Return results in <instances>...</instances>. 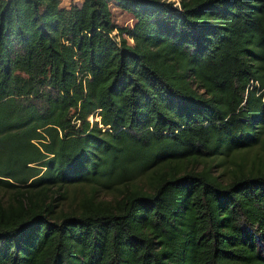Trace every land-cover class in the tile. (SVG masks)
Segmentation results:
<instances>
[{
  "label": "trees",
  "instance_id": "1",
  "mask_svg": "<svg viewBox=\"0 0 264 264\" xmlns=\"http://www.w3.org/2000/svg\"><path fill=\"white\" fill-rule=\"evenodd\" d=\"M262 152L264 0H0V264H264Z\"/></svg>",
  "mask_w": 264,
  "mask_h": 264
},
{
  "label": "rangeland",
  "instance_id": "2",
  "mask_svg": "<svg viewBox=\"0 0 264 264\" xmlns=\"http://www.w3.org/2000/svg\"><path fill=\"white\" fill-rule=\"evenodd\" d=\"M79 0H61V3L63 5H68L71 2H77ZM110 10H111V18L113 20V22H115V24L119 25V26H123V25H130L132 22V18L130 17V15L119 9L118 7L114 6L113 3H110ZM88 120H93V119H97L98 116L94 114H89L87 116ZM257 148V153L261 152L262 150L256 146ZM254 150H256L254 148ZM253 153V150L251 149L249 151V156ZM264 152H262L263 154ZM203 163L202 162H198L195 165L194 169H200L202 167ZM206 165H209V171L211 174H217L218 177L220 179H224L226 177V171H223V164L219 163L218 157L217 156H210L206 159ZM8 189V188H7ZM81 192V188L78 185H73L72 187H68V189L65 191V195L64 198L60 199V201H58V203L55 206V209L58 208H63V209H71L72 207H74L76 201L79 198V194ZM101 196L99 197H104V198H109L110 194L108 193H98ZM9 193L8 190L4 191L3 189H0V201L4 202L6 200V198L8 197Z\"/></svg>",
  "mask_w": 264,
  "mask_h": 264
},
{
  "label": "crops",
  "instance_id": "3",
  "mask_svg": "<svg viewBox=\"0 0 264 264\" xmlns=\"http://www.w3.org/2000/svg\"><path fill=\"white\" fill-rule=\"evenodd\" d=\"M79 1H81V0H79ZM79 1H77V2H79Z\"/></svg>",
  "mask_w": 264,
  "mask_h": 264
}]
</instances>
